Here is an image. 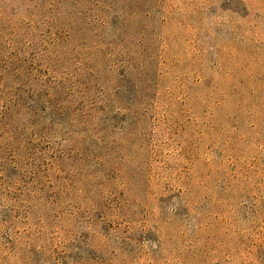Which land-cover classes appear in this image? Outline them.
Masks as SVG:
<instances>
[{
    "label": "rangeland",
    "instance_id": "1",
    "mask_svg": "<svg viewBox=\"0 0 264 264\" xmlns=\"http://www.w3.org/2000/svg\"><path fill=\"white\" fill-rule=\"evenodd\" d=\"M0 264H264V0H0Z\"/></svg>",
    "mask_w": 264,
    "mask_h": 264
}]
</instances>
